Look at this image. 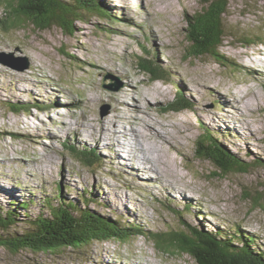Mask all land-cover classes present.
I'll return each mask as SVG.
<instances>
[{
  "label": "rangeland",
  "instance_id": "374dc122",
  "mask_svg": "<svg viewBox=\"0 0 264 264\" xmlns=\"http://www.w3.org/2000/svg\"><path fill=\"white\" fill-rule=\"evenodd\" d=\"M100 4L116 18L89 16L76 23L74 35L57 26L41 31L28 25L9 34L0 30V208L19 215L17 225L6 233L0 229V235L23 234L29 218L47 213L43 201L55 199L59 185L66 199L80 205L88 188L96 200L91 210L144 230L178 231L185 221L234 234L240 226L264 251V45L256 44L264 34L263 0L231 2L226 17L230 36L221 49L229 60L226 66L213 57L187 58L186 18L201 9L199 0ZM141 58L161 66L169 79L153 81L141 69ZM128 81L138 86V94L124 95L133 89ZM156 88L165 93L161 101L150 106L137 100L140 91ZM178 95L191 109L165 111ZM25 103L45 109L12 112V106ZM118 106L126 119H116ZM110 120L118 123L113 126ZM151 122L168 133L158 143L171 172L162 164L161 179L136 174L130 168L139 170L134 157L117 160L112 144L126 139L118 131L143 130ZM209 130L243 162H259L246 173L219 174L212 162L198 157V144ZM68 141L94 147L99 164L86 168L67 151ZM180 189L191 196L179 195ZM28 201V209L23 208ZM0 264L198 263L189 255L162 254L154 242L134 237L56 255L0 245Z\"/></svg>",
  "mask_w": 264,
  "mask_h": 264
},
{
  "label": "trees",
  "instance_id": "16d2710c",
  "mask_svg": "<svg viewBox=\"0 0 264 264\" xmlns=\"http://www.w3.org/2000/svg\"><path fill=\"white\" fill-rule=\"evenodd\" d=\"M232 1L235 0H199L201 9L193 15H187V39L190 43L187 58L213 57L224 66L229 63L221 55V49L230 36L226 17ZM0 6L4 9V15L0 18V30L7 34L32 25L41 31L57 26L74 35L76 23L86 21L89 16L108 20L116 18L100 4V0H0ZM256 40L257 45H264V34ZM244 41L246 44L251 43L249 38ZM139 65L153 81L169 79V73L152 60L141 58ZM30 105L25 103L21 107L12 106L11 110L16 114L30 112L32 108L45 109L38 104ZM185 109H191V104L178 95L167 106L166 111L180 112ZM198 145V157L212 162L221 175L246 173L259 162H243L227 151L210 130ZM65 147L88 169H93L100 162L99 152L95 148L71 145V142L65 143ZM56 191L55 199L51 197L43 201L47 213H41L34 219L29 218V226L23 234L0 235V245L15 252L31 249L34 252L56 255L64 250H81L97 243L127 242L134 237H145L154 242L156 249L162 254L189 255L198 264H264V251L255 248L259 246L256 238L246 236L240 226L233 228L234 234L227 230L211 231L194 227L187 225L185 221L182 223L184 229L178 231L144 230L131 222L123 223L91 210L89 206L96 200H91L95 193L90 195L92 193L88 188L82 193V205L66 199L61 186L58 185ZM55 201L58 203H54ZM29 205L28 201L22 207L26 209ZM186 209L192 212L191 207ZM16 212L14 209L8 211L0 208V229L3 232L6 233L12 226L17 225L19 215ZM174 212L181 215V212Z\"/></svg>",
  "mask_w": 264,
  "mask_h": 264
},
{
  "label": "bare ground",
  "instance_id": "6f19581e",
  "mask_svg": "<svg viewBox=\"0 0 264 264\" xmlns=\"http://www.w3.org/2000/svg\"><path fill=\"white\" fill-rule=\"evenodd\" d=\"M209 84H207L208 87H210ZM128 85L130 87H132L133 89H127V91H123L125 96H129L131 94L133 95L134 93L139 91L138 86L131 85L130 81H128ZM251 92L253 93V91H251ZM137 94H138V92H137ZM164 95H165L164 91H162L160 88H156L155 90L151 91V93H147V92L142 93L140 91V96L137 98V100L139 102L144 103V104H149L150 106H153V102L155 103V102L161 101V99L164 98ZM114 99H115V97H114ZM117 100L118 99L116 98V101ZM137 100H136V102H137ZM117 102H118L117 103L118 105L124 104V103H121V102H123L121 100H120V102H119V100ZM241 106H243L242 103L240 104V108H241ZM120 109H121V106H118L115 109V112L119 113L116 119H123L124 120V118L126 119V117L128 115L124 114L126 117L123 116ZM134 109H137V105H134L132 111ZM212 118H214V117H212ZM109 122H111V124H113V126H116V124L118 123V121H115V120H110ZM151 123L152 124L146 123L143 130L142 129L135 130V128H132L131 131H129V130H126L125 132H122V131L119 132L118 131V133L122 135V136H118V137L126 138V139H124L125 141L124 142H120V141L118 142L116 140L114 143H112V142L111 143L113 144V148H116L118 150V152L115 154V157L118 158L117 160L120 159V160H124V161H129L130 154L134 157V160L136 162V168L139 170L138 171L135 170L133 168V166L131 167V164H130V168H132V170L136 174H137V172H141V173L143 172L144 174L150 175V176L155 174L158 179L159 178L161 179L164 176L163 173H165V170L162 172L159 169V167L162 166V164L166 165L167 162L163 163L162 159H163L164 154H162L161 151H159V150L165 151V149L159 145L158 141H161L160 142V144H161L162 143V136H163L162 133H167V132L165 131V127L163 125H159V124L153 123V122H151ZM168 129H169V127H168ZM163 131H165V132H163ZM108 139H111V138L108 137ZM151 139H155L156 141H153ZM132 140H134V142ZM129 141H131V142H129ZM158 148H160V149H158ZM172 150H174V149H172ZM166 169H167L168 173L171 172L170 164H167ZM178 192L180 193L179 195H182V196L183 195L184 196H191V195H189V193H187V191H185L183 189H180V191H178ZM178 192L175 191V194L178 195Z\"/></svg>",
  "mask_w": 264,
  "mask_h": 264
},
{
  "label": "water",
  "instance_id": "95a60500",
  "mask_svg": "<svg viewBox=\"0 0 264 264\" xmlns=\"http://www.w3.org/2000/svg\"><path fill=\"white\" fill-rule=\"evenodd\" d=\"M6 64H8V63H6ZM13 66V68H15V69H18V70H23V67H21V66H19V65H15V64H12ZM121 87V86H120Z\"/></svg>",
  "mask_w": 264,
  "mask_h": 264
}]
</instances>
